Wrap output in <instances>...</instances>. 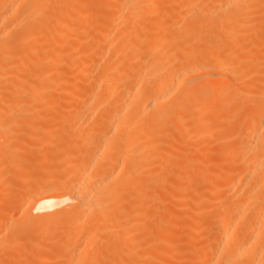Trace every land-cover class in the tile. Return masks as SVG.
Segmentation results:
<instances>
[{"label":"bare ground","instance_id":"obj_1","mask_svg":"<svg viewBox=\"0 0 264 264\" xmlns=\"http://www.w3.org/2000/svg\"><path fill=\"white\" fill-rule=\"evenodd\" d=\"M0 264H264V0H0Z\"/></svg>","mask_w":264,"mask_h":264}]
</instances>
